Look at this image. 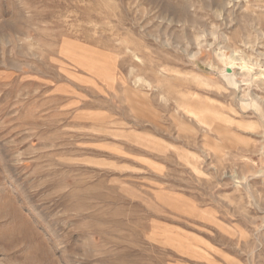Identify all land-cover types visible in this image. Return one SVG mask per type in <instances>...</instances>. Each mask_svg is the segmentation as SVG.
Here are the masks:
<instances>
[{
  "label": "rangeland",
  "instance_id": "374dc122",
  "mask_svg": "<svg viewBox=\"0 0 264 264\" xmlns=\"http://www.w3.org/2000/svg\"><path fill=\"white\" fill-rule=\"evenodd\" d=\"M0 264H264V0H0Z\"/></svg>",
  "mask_w": 264,
  "mask_h": 264
}]
</instances>
